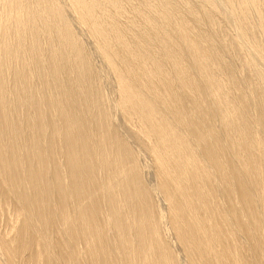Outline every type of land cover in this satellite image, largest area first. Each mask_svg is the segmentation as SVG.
Listing matches in <instances>:
<instances>
[{
	"label": "bare ground",
	"instance_id": "6f19581e",
	"mask_svg": "<svg viewBox=\"0 0 264 264\" xmlns=\"http://www.w3.org/2000/svg\"><path fill=\"white\" fill-rule=\"evenodd\" d=\"M0 264H264V0H0Z\"/></svg>",
	"mask_w": 264,
	"mask_h": 264
}]
</instances>
